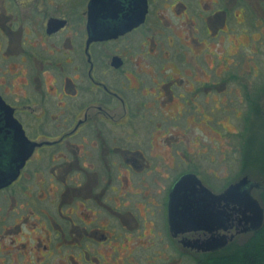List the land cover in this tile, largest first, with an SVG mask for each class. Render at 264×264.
I'll list each match as a JSON object with an SVG mask.
<instances>
[{
  "label": "flooded vegetation",
  "instance_id": "af4514ba",
  "mask_svg": "<svg viewBox=\"0 0 264 264\" xmlns=\"http://www.w3.org/2000/svg\"><path fill=\"white\" fill-rule=\"evenodd\" d=\"M220 38L232 47L235 70L219 77L218 88L234 82L242 91L239 105L253 104L249 77L256 75L236 67L264 55V0H0V101L33 144L16 177L0 187L6 193L0 264H214L222 263L225 246L236 250L229 244L251 229L239 231L234 211L223 229L189 228L181 201L198 186L189 181L173 193L179 178L193 174L219 192L196 170L177 169L197 164L191 152L171 172L157 168L162 156L147 150L189 142L166 125L152 146L148 134L157 127L150 131L147 124L157 115L141 113L139 99L154 96L163 104L169 93L172 101L170 88L190 84L191 76L186 68L172 81L165 70L189 66L188 50L204 52ZM178 97L193 105L187 95ZM1 114L5 167L15 144ZM27 173L52 179L37 180L31 194L17 187ZM258 186L264 189L262 181ZM171 202L179 214L170 211ZM223 232L233 234L223 246H202Z\"/></svg>",
  "mask_w": 264,
  "mask_h": 264
},
{
  "label": "rangeland",
  "instance_id": "374dc122",
  "mask_svg": "<svg viewBox=\"0 0 264 264\" xmlns=\"http://www.w3.org/2000/svg\"><path fill=\"white\" fill-rule=\"evenodd\" d=\"M227 44L223 43V39L220 38L219 42L205 44L208 49L204 52H200L197 48H193V51L188 50L189 66L185 65L178 69L174 67L171 71L165 70L166 75L172 81L176 77L179 80L186 68H188L187 75L190 74L191 76L190 84L187 82L175 83L170 88L172 101L168 100V91L163 104H160L159 101H153L154 96H140L139 99L144 100V107H141L140 112L146 116L153 113L157 115L153 119V123L147 124L150 131L153 126L157 127L153 134H148L151 137L152 146L159 138L158 136L162 134L160 130V133L157 131L158 127L166 125L176 126L175 129H169L173 133L174 131H177L178 134L185 132L186 141L189 142L186 146H178L174 149L170 147L151 148L147 150V154L150 156L160 154L162 156L163 160L157 157L162 163L157 168L161 169L162 172H171L169 166L176 169V163L180 161L181 157L187 159L184 157L187 156V153L195 154L197 164H180L177 169L191 168L196 170L204 181L217 192L245 175L251 182L257 183V186H253L251 193L260 200L261 206L264 208V189H258V182L262 181L264 186V55L261 53H258L257 56L252 54L253 58L248 57L246 61L238 62L236 68L242 74L248 76L250 74L248 70H253L251 73L256 75L254 78L249 77L253 81L252 84H255V104L239 105L240 99L237 101L236 98L238 96L241 98V94L238 92L242 91L235 90L234 82L225 83L221 90L218 88L220 86L219 77L235 70L232 65L234 62L230 61L232 58L228 57V54L230 55L232 52V47L230 43ZM196 51L199 52L197 56L194 55L197 54ZM196 65L198 66L196 67ZM200 67L203 71L200 70ZM195 78L202 82L194 81ZM246 80L244 78V81ZM188 89L191 92H188ZM179 94L190 97L193 105L189 103L188 99V104L184 105L182 98L178 97ZM175 97L181 105L175 102ZM181 107L184 111H173L174 108L179 109ZM246 111L249 112V124L243 121ZM247 124L248 126H246ZM166 130L164 127L163 132L165 133ZM190 139L192 141H189ZM46 165H48L47 162ZM27 168L30 170L29 167ZM210 171H213L215 176ZM26 175L23 183L17 184V187L20 185L29 187L28 191L31 194L38 189L37 180H40L39 184H49V179H52L49 175H39L35 178L30 173ZM5 195L6 193L0 192V219L2 220L6 209L4 207ZM262 224L264 228V220ZM249 234L244 233L242 235L239 233L229 248L234 247L236 243L247 240ZM5 262L7 263V261Z\"/></svg>",
  "mask_w": 264,
  "mask_h": 264
},
{
  "label": "water",
  "instance_id": "95a60500",
  "mask_svg": "<svg viewBox=\"0 0 264 264\" xmlns=\"http://www.w3.org/2000/svg\"><path fill=\"white\" fill-rule=\"evenodd\" d=\"M0 104L2 118L9 125V127L4 128L13 133L12 142L15 144L9 149L10 156L6 163L7 166L1 167L0 165V187H2L16 177L19 169L24 165V161L31 154L33 144L27 139L20 123L12 116L11 109L4 101H0ZM189 181L194 182L198 186L197 189L195 188L196 190L192 189L189 194L183 195V201H181V204L184 205L182 206L183 210L188 212V218H192L190 219L192 224L190 223L189 228L204 227L211 230L213 227H220L223 229L227 227L224 222L228 219V215L231 214L228 212L229 210L236 213L238 224L241 225L239 231L254 230L261 226L264 220V209L260 205L259 200L251 195V190L257 183L251 182L247 176L243 175L242 178L227 185L221 192L214 193L206 188L195 175L188 173V175L180 177L175 183L172 188L173 193L177 192L178 186ZM195 191H201L203 195L197 198L194 195ZM204 196L211 199V201H207ZM176 208H179V205L171 202L170 211L173 210L179 214L180 211H177ZM191 213L194 214L190 216ZM232 236L233 234L227 235L226 232L216 236L212 235V237L204 240L205 245H201L205 249L220 247Z\"/></svg>",
  "mask_w": 264,
  "mask_h": 264
},
{
  "label": "trees",
  "instance_id": "16d2710c",
  "mask_svg": "<svg viewBox=\"0 0 264 264\" xmlns=\"http://www.w3.org/2000/svg\"><path fill=\"white\" fill-rule=\"evenodd\" d=\"M252 98L250 94L246 95L248 101L251 100L252 102ZM254 102L255 98H253V104H255ZM244 114L243 121L249 124V112L246 111ZM262 225L251 230L247 240L236 243V250H225V246L223 248L224 255L222 256V263L213 261L214 264H264V228Z\"/></svg>",
  "mask_w": 264,
  "mask_h": 264
}]
</instances>
